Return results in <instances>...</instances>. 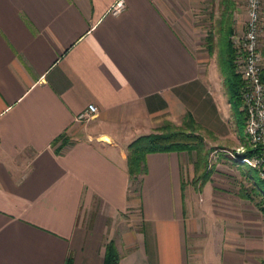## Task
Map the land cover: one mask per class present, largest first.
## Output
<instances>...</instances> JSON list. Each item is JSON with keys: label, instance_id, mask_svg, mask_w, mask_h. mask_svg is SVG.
I'll return each instance as SVG.
<instances>
[{"label": "crops", "instance_id": "obj_1", "mask_svg": "<svg viewBox=\"0 0 264 264\" xmlns=\"http://www.w3.org/2000/svg\"><path fill=\"white\" fill-rule=\"evenodd\" d=\"M118 1L0 0V264H103L109 243L118 264H260L264 205L186 152L147 155L139 190L128 174L137 137L231 111L199 52L211 1Z\"/></svg>", "mask_w": 264, "mask_h": 264}, {"label": "rangeland", "instance_id": "obj_2", "mask_svg": "<svg viewBox=\"0 0 264 264\" xmlns=\"http://www.w3.org/2000/svg\"><path fill=\"white\" fill-rule=\"evenodd\" d=\"M208 1V0H207ZM207 9L203 10L204 25L199 31V43L201 44L202 56L205 58L203 65H207L213 71L216 83H212L211 87L221 97L224 103L230 100V105L234 110L239 109V101L233 97L232 92L227 91L223 77L221 74L220 60L218 57V41L220 39V19L222 8L219 5V0H210ZM234 9L231 14V21L233 24V34L231 35V42L235 49V72L238 74V51L237 43L233 40L242 36L246 24V0H233ZM262 21L264 22V0L262 1ZM234 36V38H233ZM212 48L209 53L208 48ZM264 62V51H263ZM206 68V67H205ZM239 75V74H238ZM240 77V76H239ZM227 108V119L224 120L219 132H212L200 125H197L195 131L202 136L205 149L201 153H187L191 157V163L195 168V173L201 180L213 178L216 186L224 188L223 192L226 194L246 195L251 197L253 205H260L261 208L264 202L260 197L255 195L254 185H252L247 178L252 179L258 188L264 185L260 183L258 173L249 169L246 165L241 163L240 153L241 147L247 146L245 123L243 124L239 113L233 115L232 109ZM90 122V121H89ZM89 122L83 124H89ZM102 140L107 141L106 138ZM246 149V148H245ZM246 151V150H245ZM198 182V181H196ZM139 179L132 182V187L139 190ZM261 184V185H260ZM207 192H203L202 199L207 197Z\"/></svg>", "mask_w": 264, "mask_h": 264}, {"label": "trees", "instance_id": "obj_3", "mask_svg": "<svg viewBox=\"0 0 264 264\" xmlns=\"http://www.w3.org/2000/svg\"><path fill=\"white\" fill-rule=\"evenodd\" d=\"M220 6L222 8L221 19L219 22L221 35L217 45L221 74L227 91L232 92L233 97H235L240 103L237 111L230 105L232 113L233 115L239 113L244 124L245 116L239 97V90L242 81L239 75L235 72L236 52L230 40L231 35L233 34L231 14L234 9V2L233 0H221ZM208 51L211 53L212 48H208ZM195 128H197V126L194 125L191 116L188 115L186 120H184L180 126L164 122L161 126L155 129L154 132L134 139L127 146V167L131 182L137 181L138 176L144 173L145 157L149 154L169 152H203L205 149V143L202 136L195 131ZM246 149V152L243 153L241 157H249L253 154V150L248 149V146H246ZM260 183L262 184L261 181ZM256 186L259 187V184ZM244 196L249 197L246 195ZM118 263V253L114 245L109 243L105 248L103 264ZM66 264H70V260H68ZM260 264H264V260L261 261Z\"/></svg>", "mask_w": 264, "mask_h": 264}, {"label": "built area", "instance_id": "obj_4", "mask_svg": "<svg viewBox=\"0 0 264 264\" xmlns=\"http://www.w3.org/2000/svg\"><path fill=\"white\" fill-rule=\"evenodd\" d=\"M262 1L246 0V24L241 37L233 38L237 43L238 74L242 84L239 97L245 116V134L248 149L253 150L249 157H241V163L255 170L264 184V22L262 21ZM124 3L119 0L110 12L119 14ZM97 108L89 105L78 115L76 122L86 123L96 117ZM241 147L240 153H245Z\"/></svg>", "mask_w": 264, "mask_h": 264}]
</instances>
